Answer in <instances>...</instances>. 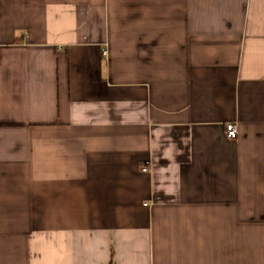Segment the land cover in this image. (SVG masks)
Returning a JSON list of instances; mask_svg holds the SVG:
<instances>
[{"label":"crops","instance_id":"0c3cea01","mask_svg":"<svg viewBox=\"0 0 264 264\" xmlns=\"http://www.w3.org/2000/svg\"><path fill=\"white\" fill-rule=\"evenodd\" d=\"M0 264H264V0H0Z\"/></svg>","mask_w":264,"mask_h":264},{"label":"built area","instance_id":"2783aa9c","mask_svg":"<svg viewBox=\"0 0 264 264\" xmlns=\"http://www.w3.org/2000/svg\"><path fill=\"white\" fill-rule=\"evenodd\" d=\"M226 131H227V135L229 138L231 139H235L238 137V133H239V127L238 124L235 122H229L226 124ZM144 171L147 170L146 167L143 168Z\"/></svg>","mask_w":264,"mask_h":264}]
</instances>
